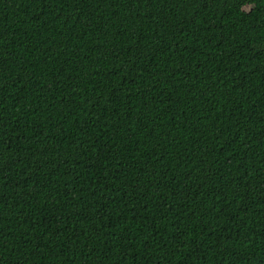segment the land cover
<instances>
[{
	"label": "trees",
	"instance_id": "1",
	"mask_svg": "<svg viewBox=\"0 0 264 264\" xmlns=\"http://www.w3.org/2000/svg\"><path fill=\"white\" fill-rule=\"evenodd\" d=\"M0 264H264V0H0Z\"/></svg>",
	"mask_w": 264,
	"mask_h": 264
}]
</instances>
